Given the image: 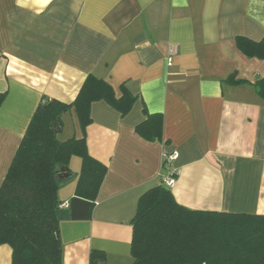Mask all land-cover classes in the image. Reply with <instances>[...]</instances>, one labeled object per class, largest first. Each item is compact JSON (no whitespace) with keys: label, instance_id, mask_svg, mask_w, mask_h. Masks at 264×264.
Returning <instances> with one entry per match:
<instances>
[{"label":"crops","instance_id":"0c3cea01","mask_svg":"<svg viewBox=\"0 0 264 264\" xmlns=\"http://www.w3.org/2000/svg\"><path fill=\"white\" fill-rule=\"evenodd\" d=\"M238 37L264 38V0H0V184L42 99L72 102L88 74L135 97L124 115L90 104L87 151L107 170L91 217L59 223L61 264H89L92 249L105 254L96 264H132L137 200L169 166L179 204L264 214V99L253 85L264 58L244 55ZM231 74L246 83L224 81ZM146 113L161 115L160 140L136 133ZM62 121L61 140L83 136L74 108ZM72 177L60 180L64 205ZM10 260L1 244L0 264Z\"/></svg>","mask_w":264,"mask_h":264},{"label":"trees","instance_id":"16d2710c","mask_svg":"<svg viewBox=\"0 0 264 264\" xmlns=\"http://www.w3.org/2000/svg\"><path fill=\"white\" fill-rule=\"evenodd\" d=\"M247 57L264 58V38L253 42L236 38ZM224 81L246 83L234 74ZM264 99V76L253 83ZM4 93H0V104ZM124 87L116 97L110 84L88 74L70 103L42 99L36 106L0 184V245L11 248L10 264H61L59 223L87 220L106 174V166L87 151L84 131L90 123V104L104 100L120 114L134 102ZM74 108L83 136L61 140L62 115ZM135 127L148 141L161 139L162 117L146 113ZM80 158L74 195L62 206L57 198L56 174ZM73 175V174H72ZM132 264H264V214L190 209L179 204L163 183L146 189L130 220ZM105 254L92 249L89 264Z\"/></svg>","mask_w":264,"mask_h":264},{"label":"built area","instance_id":"2783aa9c","mask_svg":"<svg viewBox=\"0 0 264 264\" xmlns=\"http://www.w3.org/2000/svg\"><path fill=\"white\" fill-rule=\"evenodd\" d=\"M175 50L173 48H169V56L173 55ZM177 157V153L175 152H170V153H165L164 154V163L166 165H170V163ZM175 182V171L170 168V166L167 169L166 174L162 178V183L168 187L171 188L174 185ZM64 206V204H61Z\"/></svg>","mask_w":264,"mask_h":264},{"label":"rangeland","instance_id":"374dc122","mask_svg":"<svg viewBox=\"0 0 264 264\" xmlns=\"http://www.w3.org/2000/svg\"><path fill=\"white\" fill-rule=\"evenodd\" d=\"M58 137H59V139H62L63 135L58 134ZM69 167L72 171L71 173L73 174L72 178L75 179L77 174H75L73 172H78V170L80 169V158L77 156H72V158L70 159Z\"/></svg>","mask_w":264,"mask_h":264},{"label":"water","instance_id":"95a60500","mask_svg":"<svg viewBox=\"0 0 264 264\" xmlns=\"http://www.w3.org/2000/svg\"><path fill=\"white\" fill-rule=\"evenodd\" d=\"M64 169L65 167H62L61 171L56 174V177L59 180L70 178L72 176V173L66 172Z\"/></svg>","mask_w":264,"mask_h":264}]
</instances>
